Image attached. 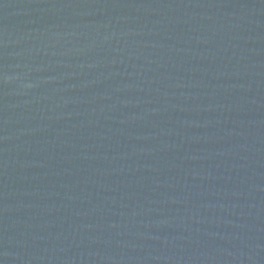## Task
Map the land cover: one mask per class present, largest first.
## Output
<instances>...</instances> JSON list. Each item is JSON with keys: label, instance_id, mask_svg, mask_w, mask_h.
Masks as SVG:
<instances>
[{"label": "water", "instance_id": "obj_1", "mask_svg": "<svg viewBox=\"0 0 264 264\" xmlns=\"http://www.w3.org/2000/svg\"><path fill=\"white\" fill-rule=\"evenodd\" d=\"M0 264H264V0H0Z\"/></svg>", "mask_w": 264, "mask_h": 264}]
</instances>
